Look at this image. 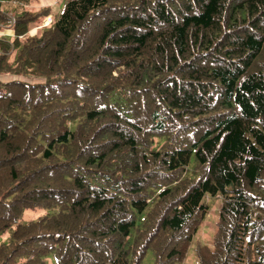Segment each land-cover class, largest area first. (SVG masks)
<instances>
[{
  "label": "trees",
  "instance_id": "obj_1",
  "mask_svg": "<svg viewBox=\"0 0 264 264\" xmlns=\"http://www.w3.org/2000/svg\"><path fill=\"white\" fill-rule=\"evenodd\" d=\"M62 1L0 0V264L182 263L208 197L264 264V0Z\"/></svg>",
  "mask_w": 264,
  "mask_h": 264
},
{
  "label": "rangeland",
  "instance_id": "obj_2",
  "mask_svg": "<svg viewBox=\"0 0 264 264\" xmlns=\"http://www.w3.org/2000/svg\"><path fill=\"white\" fill-rule=\"evenodd\" d=\"M39 4L49 5L50 12L52 15L57 14L63 8L64 5L62 0H40ZM50 20H51L50 17L47 16L44 20V23L48 24ZM37 31L38 28L36 26L31 25L28 34L35 35ZM11 33L12 31H10L7 28L0 29V35L11 34ZM11 78L13 77L0 76V79H2L3 81H8ZM227 187H229V184H227ZM220 202H221L220 197H208L205 199V203L208 206V212L206 213L202 223L198 228V231L196 232L195 236L192 239V243L190 244V247L186 253V257L184 261L182 263H176V264H195L196 263L195 247L197 245L212 247V239L215 232L217 213H218V208L220 206ZM43 214H45V210L42 208L36 210H28L24 212L21 220L28 221L30 219H35ZM152 262H153V255L150 250H147L140 264H152Z\"/></svg>",
  "mask_w": 264,
  "mask_h": 264
}]
</instances>
